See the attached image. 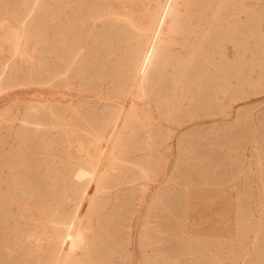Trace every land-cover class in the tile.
Masks as SVG:
<instances>
[{"label": "rangeland", "instance_id": "rangeland-1", "mask_svg": "<svg viewBox=\"0 0 264 264\" xmlns=\"http://www.w3.org/2000/svg\"><path fill=\"white\" fill-rule=\"evenodd\" d=\"M20 1L0 0V264H56L51 257L70 254L68 246L57 244L50 218L60 209L70 219L82 201L72 172L85 148L70 124L49 117L38 123L35 112L24 120L33 103L67 106L69 116L77 108L81 112L74 117L96 121L132 108L128 146L116 152L124 162L112 169L109 154L102 167L109 183L82 217L95 229L88 261L85 249L76 251L85 259L80 264H195L191 255L180 253L184 235L218 238L216 251L229 238L237 239L245 224L263 219L264 225V0L263 7L255 0H227L230 6L244 1L249 8L220 21L211 18L217 0H185L186 15H195L198 25L171 44L167 70L170 79L179 75L177 63L189 61L198 47L196 70L187 76L191 86L171 117L155 91L139 95L128 74L135 48L159 30L146 25L147 12L163 0H43L33 23L41 38L25 44L32 53L27 58L14 54L12 29L1 24L2 17L18 12ZM250 14L263 20L248 24ZM237 18L242 22L235 29ZM208 31L210 40L200 38ZM136 109L146 115L141 125L134 121ZM255 233L250 232L246 249ZM245 257L235 264H247Z\"/></svg>", "mask_w": 264, "mask_h": 264}, {"label": "bare ground", "instance_id": "bare-ground-1", "mask_svg": "<svg viewBox=\"0 0 264 264\" xmlns=\"http://www.w3.org/2000/svg\"><path fill=\"white\" fill-rule=\"evenodd\" d=\"M53 1H55V0H53ZM255 1H256L255 6H257V7L261 6V4H263L262 0H255ZM152 3H154V2H152ZM17 5H18L17 9H19L18 12L16 13L13 11V13L7 14L6 16L2 17L1 24L2 25L8 24L9 28L12 29L10 32L11 33L10 37L12 38L11 40H12V44H13L14 54H16V56L19 58H27V57L31 56L32 53L30 54L28 52V50L25 48V44L28 41H30L31 39L37 38L41 35V32L33 30V23L37 19V15H36L37 10L44 8L45 2L43 0H21L19 3H17ZM261 7H263V5ZM188 8H189V2H187L185 0H163L159 9L155 6H151L149 8V11L147 13L150 14V20L147 22L146 25H148V26H158L159 25V30L156 33L157 36L155 35V33L153 34V32H152L151 34L148 35V38L146 39V42L143 45L139 44L140 46L135 48V50H134L135 51V60H134L132 67L128 71V74L132 77V83H133L134 87L136 88V92L141 96H150L151 94H153V90H154L155 94L157 96V101L160 104L166 105L167 108L166 107L165 108H166L168 117H171V114L174 112V110L178 111L177 105L179 104L180 98L185 97L186 91L189 90V88L191 86L187 76L189 74H192L196 70V62H194L193 56L195 55L196 49L198 47H195L193 49V51H192L193 54L191 55V59L189 61H187L186 63L182 62L183 64L181 62L177 63L176 69H179V73H180L179 75L170 79V76H169V73L167 70V66L171 64L169 57H170L171 53H173V50L170 49L171 44L175 43V41L179 40L180 36L183 33H186L187 31L196 32L195 27L198 25L199 19H197L195 17V15H193V14L186 15ZM247 8H249V7L244 1H242L239 6H237L236 4L234 6H230L229 3L227 2V0H217L216 5L214 6V8L211 11V18L215 19L216 21H220V20L224 19L228 13H230L229 15L234 16V15H236V14H233V12L235 10L236 11L241 10V12H242V11L247 10ZM259 9L261 10V8H259ZM263 15H264V13H263ZM240 19H238V18L234 19L235 29L238 27ZM247 19L249 20L248 24H251L253 20H257V19L260 20V19H262V17L260 15L250 14L249 17H247ZM202 23H203V21H202ZM209 23H210V21H209ZM155 28H157V27H155ZM254 28H255L254 26H250V30L253 33L256 32ZM200 35H201L200 38H202V39L206 38V40H210V37H209L210 32L209 31L206 33L202 32V33H200ZM40 38H41V36H40ZM243 38H244V36H243ZM46 41H48V40H46ZM230 41H231V44L234 42L233 39H230ZM240 41H241L240 45L243 46V44H245V42L242 39ZM242 41H243V43H242ZM44 42H45V39H44ZM62 42H63V40H62ZM235 43L237 44L236 41H235ZM187 44H188V42H187ZM30 52H32V51H30ZM33 52H34V50H33ZM40 54H41V52H40ZM190 54H191V52H190ZM216 55H218V54H216ZM204 57H203V60H204ZM212 57H213V54H212ZM207 59L208 58H206V60ZM36 61H37V59H36ZM220 63H221V61H220ZM225 63H226V61H225ZM211 64L213 65V63H211ZM1 65L2 64L0 63V66ZM208 66H209V64H208ZM9 68H11V70H12L14 68V66L13 65L9 66ZM245 70H246V68H245ZM223 71H225V70H223ZM4 72H5V70L3 71V73ZM174 72H175V70H174ZM28 73H30V72H28ZM155 76H157L156 77L157 79L154 78ZM158 79L159 80L162 79V82L160 83V81ZM167 81H172V83L168 84ZM168 85H170V86H168ZM2 87H3V85H2L1 79H0V88H2ZM134 87H133V89H134ZM165 89H168V95L167 96L164 94ZM178 91L181 92L180 93L181 95H178ZM220 93H221V91H220ZM215 96H217V95H215ZM137 98L139 99V97H137ZM124 108L120 110V111L123 110L122 111L123 113L127 107H124ZM131 109L132 108H129L126 111V114H122V112H121V114L120 113H115V114L108 113L107 115L105 114L102 117V119H100L99 121H96V120H92L90 118H86L83 116L78 117V115H76V117H74L75 114H79V112H81V111L77 110V108L75 109V114L72 116H69V115H67V113L69 112V111H67L68 110L67 106L63 107L62 105H59V104L33 103V104H30L26 108L27 117L24 119L26 121L28 120L29 116H31V114L33 112H35L37 117L39 118L37 120L38 123H41L44 118L49 117L54 122H58V123L62 124L63 126L70 124V126H71V128L74 131V134L76 136L77 143L82 145L85 148V150L83 152H81L82 156H81L80 161H78L77 164L74 166V170L72 172V179L75 180L74 182H76L78 184V186H76L75 189L77 190V192L80 193V198H82V201H80V203L76 206V209L74 211L75 213L73 216H71L70 219L65 218L64 214H62V212L60 213V211H59L60 209H57L56 212L53 213L51 218L49 217L51 219L50 221H52L53 227L55 229H57V232H56V236L58 239L57 244H59V247H62L60 245L68 246V248L71 252L67 256H62L58 252V254L56 256L51 257L50 259L55 260L56 264H80L81 262H84L85 259L84 260L79 259L76 256V253L79 254L78 252H76L79 249H85L86 253H87L86 261H88V259H89L88 258L89 252H90L91 247H93V243H94V242H91V239H93V237H94L92 234L94 233L95 225L92 224L90 221L83 222L82 217H84V215H86V212H88V210H90L93 206L96 205L99 193L102 192L103 190H105V188L107 187V185L109 183L108 178H109L110 174H109V172H105V170L103 171V168H102L104 163L108 159L109 154H111V156L113 157L112 163L110 165L112 169L119 168V166L122 165L124 162V161H121V158L119 157V155L117 156L116 152L118 151V154H121L124 150H126V148L128 146V141L126 139L129 138V132L126 131V128L128 126V116L132 115ZM162 112H163V110H162ZM162 112H160V113H162ZM70 114H71V112H70ZM145 117H146V115L142 110L136 109L134 111V118H135L134 121L136 123H138L139 125L142 124ZM135 166H137V165H135ZM72 169H73V167H72ZM145 172H147V170ZM197 175H198V173H197ZM188 185H190V184H188ZM261 188H263V185ZM188 193H189V191H188ZM189 196H190V194L188 195V197ZM188 197H186V198H188ZM64 198H65V193H64L63 199ZM66 199L69 200L70 199L69 196H67ZM61 200L62 199H59V202ZM180 200H181V198H180ZM189 201H191V199ZM171 202H172V200H171ZM182 203H184V202H182ZM178 205L180 206V204H178ZM185 206H186V204H185ZM188 206H189V203H188ZM167 208H165V209H167ZM170 209L172 210V208H170ZM244 209L246 210V208H244ZM176 210H177V208H176ZM168 212H169V210H168ZM173 212H174V210H173ZM164 213H165V211H164ZM250 215L251 214H249V217H250ZM168 216H170V215L168 214ZM244 216H246V215H244ZM175 218H177L176 215H175ZM181 218H182V216H181ZM263 218H264V216H263ZM254 219H255V217H254ZM243 220H244V218H243ZM164 222H165V220H164ZM227 222H229V221H227ZM262 222H263V219H262ZM179 223H180V220H179ZM179 223H177V224H179ZM261 223L258 224V223L250 222V223L245 224L244 226L242 225L243 227L240 226L241 228L238 232L239 235H238L237 239L236 238L235 239L229 238L228 242L226 241L227 242L226 245H221L219 247L216 246V248H217L216 251H214L213 247L219 241L218 238L217 239H211V238L210 239H203V238L194 239V238H191L190 236L187 237L186 235H184L182 238L184 240V242H180V241L179 242L182 243L180 245V249H182L185 252L181 251L180 253L181 254L183 253L184 254L183 256L191 255L193 257L195 264H235L236 263L235 259H237V257L241 256V255H246L247 258L246 257L245 258L248 260L247 264H264V225ZM180 224L182 225V223H180ZM180 229H178V230H180ZM234 229H235V227H234ZM234 229L231 232H233V231L235 232ZM251 231H256V233H255L256 237H253L255 239L253 241H251L250 247H247L248 249H246L245 245L248 244V242H249L248 236H249ZM184 233H186V232H184ZM144 234H145V232H144ZM233 234H231V235H233ZM147 235H149V234L147 233ZM155 236H157V235H155ZM253 236H254V234H253ZM177 238H178V236L176 237V239ZM146 239L148 240L149 238L147 237ZM151 241L153 242V240H150V242ZM142 242H144V241H142ZM150 242L148 241L147 243H150ZM179 242H176V240H175L174 244L179 243ZM177 245H179V244H177ZM158 247H159V245H158ZM163 247H165V246H163ZM178 249L179 248L177 247V251H178ZM168 250H169V248H168ZM158 251H160V250H158ZM60 252H62V251H60ZM232 254H235L236 258L232 259L231 256H234ZM167 256H169V255H167ZM153 258H156V257H153ZM166 258H168V260H169V257H166ZM172 258H174V256ZM175 260L177 261V259H175ZM175 260H174V262H175ZM155 261H156V259H155ZM146 262H147V260H146ZM176 263H178V262H176ZM170 264H172V263H170Z\"/></svg>", "mask_w": 264, "mask_h": 264}]
</instances>
